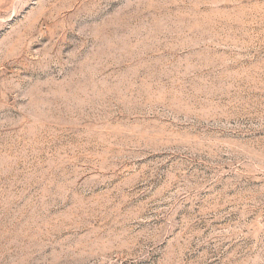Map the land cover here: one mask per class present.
<instances>
[{"label": "rangeland", "instance_id": "obj_1", "mask_svg": "<svg viewBox=\"0 0 264 264\" xmlns=\"http://www.w3.org/2000/svg\"><path fill=\"white\" fill-rule=\"evenodd\" d=\"M0 264H264V0H0Z\"/></svg>", "mask_w": 264, "mask_h": 264}]
</instances>
